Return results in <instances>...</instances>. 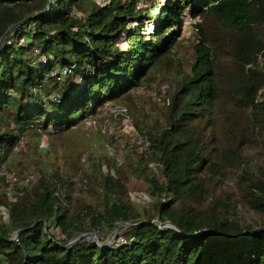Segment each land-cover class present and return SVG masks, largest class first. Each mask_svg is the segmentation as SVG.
<instances>
[{"label":"trees","instance_id":"16d2710c","mask_svg":"<svg viewBox=\"0 0 264 264\" xmlns=\"http://www.w3.org/2000/svg\"><path fill=\"white\" fill-rule=\"evenodd\" d=\"M138 1L0 0V40L26 20L0 50V171L28 129L62 134L108 102L131 106L136 90L173 64L186 18L199 20L194 61L147 127L163 181L145 155L127 158L152 208L138 209L122 178L100 168L86 178L93 200L82 198L58 164L18 188L15 201L0 193L9 213L5 220L0 209L1 264H264V0H151L155 16ZM63 68L72 73L59 99L52 88ZM244 210L260 222L244 220ZM119 223L132 224V241L70 246L89 227L110 234Z\"/></svg>","mask_w":264,"mask_h":264},{"label":"rangeland","instance_id":"374dc122","mask_svg":"<svg viewBox=\"0 0 264 264\" xmlns=\"http://www.w3.org/2000/svg\"><path fill=\"white\" fill-rule=\"evenodd\" d=\"M104 1L108 0H94V3L101 4L100 2L104 3ZM156 1L157 3L164 2V0ZM151 3V0H139L138 7L143 14L148 13L155 16L159 13V8L158 5ZM78 15L82 16L81 13ZM198 22L199 20H197ZM191 23V17L188 16L182 39L174 49L173 64L157 73L153 79L138 88L131 106L121 102H108L100 108L95 117H89L81 121L77 127L62 134L54 132L53 128H48V131L44 129L40 131L39 129L26 130L17 148L7 160H4L2 171L15 174L20 180L27 175H33L35 177L33 183L35 184L42 174H49L58 164L68 165L72 180L76 183V194L92 201V194L88 193L86 178L98 176V169L100 168L106 175L111 173L122 178L130 192L132 201L138 209L141 211L144 208L151 209L152 199L147 193L148 185L142 178L127 169V158L135 156V154L145 155L149 166L157 177L163 181L157 162L150 150V144L146 139V135L149 133L147 127L154 125L155 121L160 118V110L165 106V98L172 92L173 86L190 69L194 61V46L197 43V35ZM135 25H132L133 28ZM150 29L151 25L148 32H150ZM56 34L58 33H54V36ZM11 35L12 33L5 39L2 47ZM120 45L123 48L127 47L125 41ZM36 49L40 50V47L35 45L34 50ZM35 53L30 52L28 56L36 59ZM77 74L79 73L77 72ZM66 80L63 77L62 81L58 82L56 89L52 88V85H50L51 87L46 85L43 88V93H51L50 88H52L53 96L62 99L68 92L65 86H68L69 83ZM73 83L76 86L71 91L74 92L75 87L81 84V77H74ZM115 107L128 108L130 121L125 122L123 117H114L111 109ZM11 129L15 130L16 126L12 125ZM21 186L19 183L11 184L7 181V178H4V183L0 179V193L8 197L9 200H11V197L15 198L20 194L17 189ZM7 192L12 194L9 196ZM242 216L244 220L251 224L260 222L259 218L250 211L244 210ZM153 222H159V220L153 218ZM89 224L88 221L86 225ZM106 230L98 232L89 227L86 234L94 232L98 241L108 247L125 244L133 239V233L129 226H120L116 234V229L110 234ZM53 231L55 234H61L59 229L54 228ZM86 239L90 242L93 241L92 238Z\"/></svg>","mask_w":264,"mask_h":264},{"label":"built area","instance_id":"2783aa9c","mask_svg":"<svg viewBox=\"0 0 264 264\" xmlns=\"http://www.w3.org/2000/svg\"><path fill=\"white\" fill-rule=\"evenodd\" d=\"M106 1H104L105 3ZM101 4H103V2H100ZM191 25H193V30L197 33L198 29L196 27L197 25V19H192L191 18ZM26 43H28V41H22L21 43H19V46H26ZM125 44L127 45V42L125 41ZM28 46V44H27ZM36 54H40L41 51L40 50H35ZM43 61L45 62V58H43ZM72 73V70L69 68H63L61 71V74H59V76H63V77H68L70 76ZM111 113L113 114L114 117L119 118V117H123L125 122H129L130 121V117H129V110L126 107H115L113 109H111ZM147 139V137H146ZM148 141V139H147ZM142 142V141H141ZM149 142V141H148ZM150 144V143H149ZM0 177L1 178H7V181L10 182L11 184H15V183H19L22 185V187H28L29 185H31L34 181H35V177L33 175H27L25 176L22 180H20L17 176H15V174H8L4 171H0ZM9 191V190H7ZM12 193L7 192V195H11ZM17 198V196L15 198H10L11 201H15ZM2 214L4 216V219L7 220L9 218V213L8 211L4 208V207H0ZM12 240L18 241V235L14 234L12 236ZM122 245V244H121ZM5 261V258L3 256H0V264L3 263Z\"/></svg>","mask_w":264,"mask_h":264},{"label":"water","instance_id":"95a60500","mask_svg":"<svg viewBox=\"0 0 264 264\" xmlns=\"http://www.w3.org/2000/svg\"><path fill=\"white\" fill-rule=\"evenodd\" d=\"M47 12V10H45L44 12H41L40 14H38L37 16H35V18L37 17H42L45 15V13ZM26 21V20H25ZM25 21L21 22L20 24L10 28L6 34L2 37V39L0 40V50H1V47H2V44L3 42L5 41V39L19 26H21ZM145 221H148V220H144L143 222ZM157 225H159L160 227H168V228H171V229H174L176 231H178L179 233H181L180 229H178L175 225H173L170 221L166 222V223H161V222H153ZM131 226L132 224H127V223H119L117 224V228H116V231H115V234L119 231L120 229V226ZM257 231V230H256ZM255 231V232H256ZM203 233H206V234H209V235H212L216 238H218L219 240H221L218 236H216L211 230L209 229H205L202 231ZM19 233V232H18ZM201 232H199L197 235H199ZM245 235H247V233H245ZM251 237H253V235H250ZM86 239V238H92L94 243L98 244L100 247H108L106 244L104 245L103 243H101L100 241H98V238L96 236V234L94 232L92 233H79L76 235V237L70 242V246L76 244L77 242H79L80 240L82 239ZM87 240V239H86Z\"/></svg>","mask_w":264,"mask_h":264}]
</instances>
